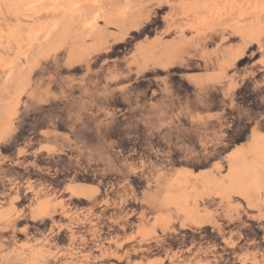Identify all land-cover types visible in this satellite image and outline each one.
<instances>
[{
  "label": "rangeland",
  "instance_id": "374dc122",
  "mask_svg": "<svg viewBox=\"0 0 264 264\" xmlns=\"http://www.w3.org/2000/svg\"><path fill=\"white\" fill-rule=\"evenodd\" d=\"M0 264H264V0H0Z\"/></svg>",
  "mask_w": 264,
  "mask_h": 264
}]
</instances>
